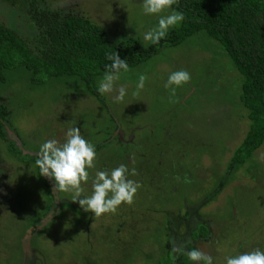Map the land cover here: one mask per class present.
Listing matches in <instances>:
<instances>
[{"label":"rangeland","instance_id":"1","mask_svg":"<svg viewBox=\"0 0 264 264\" xmlns=\"http://www.w3.org/2000/svg\"><path fill=\"white\" fill-rule=\"evenodd\" d=\"M40 2L89 18L111 39L149 43L143 34L159 19L143 12V0ZM11 12L19 25L31 26L25 0H0L4 23H11ZM181 69L191 80L173 94L165 83ZM141 74L148 79L137 89ZM28 77L14 69L0 83L9 110L0 137V264H178V255L195 264L185 254L194 248L213 264H226L227 257L264 250V143L246 164H231L250 121L240 101L242 76L219 41L200 31L122 70L121 103L115 92L100 94L102 101L91 96L76 76L41 84ZM73 126L97 154L82 195L91 194L96 171L124 164L140 186L131 204L96 217L72 202L71 192H52L54 182L40 176V146L63 143ZM188 209L200 217L187 218ZM193 217L209 228L191 246ZM27 242L31 252L24 254Z\"/></svg>","mask_w":264,"mask_h":264},{"label":"trees","instance_id":"2","mask_svg":"<svg viewBox=\"0 0 264 264\" xmlns=\"http://www.w3.org/2000/svg\"><path fill=\"white\" fill-rule=\"evenodd\" d=\"M25 1L31 26L25 29V25H19L14 12L11 23L0 19V83L6 79V72L14 69L27 71L31 84L71 75L79 78L84 91L102 101L96 78L104 75L105 65L110 63L106 53L116 52L120 59L127 60L130 68L164 45H177L202 31L219 41L242 76L240 101L250 122L233 152L231 164L234 167L246 164L264 143V0H178L172 10L182 12L185 18L158 44L143 43L133 36L111 39L104 27L83 15L62 7H49L40 0ZM0 99V137H3V122L9 110ZM185 215L200 217L194 209H188ZM199 219L193 217L188 224L186 244L192 246L193 241L206 235L209 227ZM196 227L198 230L193 233ZM174 259L183 264L180 255Z\"/></svg>","mask_w":264,"mask_h":264},{"label":"clouds","instance_id":"3","mask_svg":"<svg viewBox=\"0 0 264 264\" xmlns=\"http://www.w3.org/2000/svg\"><path fill=\"white\" fill-rule=\"evenodd\" d=\"M178 0H143V12L146 15L159 17L155 27L143 34V39L152 44H158L168 34L170 28L178 26L184 20V14L172 10L167 15H161L165 10L172 9ZM106 59L110 63L105 65L104 76L98 85L101 95L115 92L114 102L124 101L127 89L125 86H116L121 70L127 72L129 65L127 60L119 58L116 52L106 53ZM146 75L139 76L137 89H143ZM191 75L187 70L181 69L170 73L165 88H175L188 83ZM175 86V87H173ZM96 151L94 146L82 135L79 127L73 126L67 130L63 143L56 139L44 142L38 152L35 161L40 176L52 180V192H71L72 202L78 203L84 212L99 217L105 213H115L122 204H131L140 187L135 181L128 179V168L124 164L111 171L98 170L91 178L92 191L90 195L83 196L82 183L90 179L88 169L95 168ZM133 174L135 171L133 170ZM188 259L195 264H213V258L199 249H192L185 253ZM226 264H264V250L259 248L227 257Z\"/></svg>","mask_w":264,"mask_h":264},{"label":"flooded vegetation","instance_id":"4","mask_svg":"<svg viewBox=\"0 0 264 264\" xmlns=\"http://www.w3.org/2000/svg\"><path fill=\"white\" fill-rule=\"evenodd\" d=\"M27 240V239H26ZM26 242V241H25ZM29 245H30V243L28 242V243H25V246H24V248H25V252H24V254H28V253H30L31 252V249L29 250ZM28 251V252H27ZM33 254V253H32ZM24 258H26L27 259V257H23L22 258V260L24 259Z\"/></svg>","mask_w":264,"mask_h":264},{"label":"water","instance_id":"5","mask_svg":"<svg viewBox=\"0 0 264 264\" xmlns=\"http://www.w3.org/2000/svg\"><path fill=\"white\" fill-rule=\"evenodd\" d=\"M28 243V242H27Z\"/></svg>","mask_w":264,"mask_h":264}]
</instances>
